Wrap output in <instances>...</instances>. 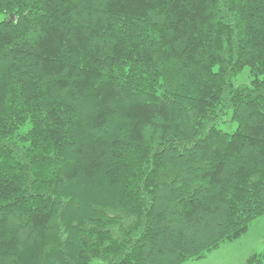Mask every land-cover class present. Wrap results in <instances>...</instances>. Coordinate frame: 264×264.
Returning a JSON list of instances; mask_svg holds the SVG:
<instances>
[{"label":"trees","instance_id":"1","mask_svg":"<svg viewBox=\"0 0 264 264\" xmlns=\"http://www.w3.org/2000/svg\"><path fill=\"white\" fill-rule=\"evenodd\" d=\"M0 15V264H182L264 214V0Z\"/></svg>","mask_w":264,"mask_h":264},{"label":"rangeland","instance_id":"2","mask_svg":"<svg viewBox=\"0 0 264 264\" xmlns=\"http://www.w3.org/2000/svg\"><path fill=\"white\" fill-rule=\"evenodd\" d=\"M3 16L0 15V19ZM249 82V70L245 69L236 78L237 84ZM236 124L225 122L221 127L226 131L236 128ZM264 254V214L254 219L248 229L237 239L221 244L206 257L189 260L182 264H247L254 255Z\"/></svg>","mask_w":264,"mask_h":264}]
</instances>
